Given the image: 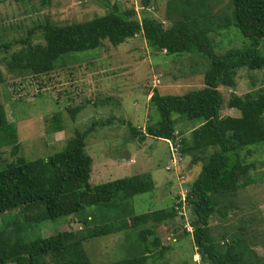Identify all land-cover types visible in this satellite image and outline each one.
<instances>
[{"label": "trees", "instance_id": "trees-1", "mask_svg": "<svg viewBox=\"0 0 264 264\" xmlns=\"http://www.w3.org/2000/svg\"><path fill=\"white\" fill-rule=\"evenodd\" d=\"M222 2L224 0H168L165 21L169 25L166 27L150 15L138 19L134 9L120 11L116 6L104 16L83 22L63 26L46 23L39 27L45 44L32 46L29 39H25L21 42L22 48L11 55L6 65L11 71L46 74L68 54L96 50L104 40L118 46L139 35L153 52L167 56L193 54L207 59L209 68L204 73L201 89L181 96H161L153 91L149 101L159 115L158 120L143 133L129 123L127 127L131 138L169 141L175 133L171 114L201 121L190 133V138L180 142L177 154L194 156L192 164L202 162L185 197L192 215L189 225L192 231L188 234L196 254L204 264H262L242 237L232 236L230 241L220 237L222 244L219 245L212 239L209 229V218L216 212L217 198L236 193L242 185L240 182L246 183L254 170V165L246 163L240 152L264 142V90L229 98L228 107L237 110L238 117H220L222 97L218 90L221 86L235 88L238 69L255 71L264 67V51L260 48L264 39V0H229L224 6L227 12L218 14L215 7ZM142 4L145 13L147 0H142ZM231 27L247 43L216 55L213 36ZM2 79L0 72V83ZM79 110L76 107L68 111L72 120ZM52 118L53 132H62L59 117ZM92 130L93 127L75 131L62 151L45 159L27 161L18 155L15 125L8 123L0 102V145L10 146L17 156L14 162L0 169V214L18 209L22 216L21 222H17L15 216L0 225V264H89L83 243L89 238L120 233L127 228L125 219L129 221L128 227L139 230L142 250L139 256L108 264H147L153 249L160 248L155 254L157 258L171 250L170 246H161L152 226L176 218L179 211L171 207L134 215L129 207L134 196L154 189L149 174L96 186L89 184L92 159L85 151V140ZM92 208L96 209L97 218H103L104 222L98 220L88 235L70 231L29 240L21 234L24 226L32 233L43 222L67 218ZM125 208L128 216L124 214ZM178 208H182L181 202ZM90 213L79 219L84 229L90 224V217L95 216Z\"/></svg>", "mask_w": 264, "mask_h": 264}, {"label": "rangeland", "instance_id": "rangeland-1", "mask_svg": "<svg viewBox=\"0 0 264 264\" xmlns=\"http://www.w3.org/2000/svg\"><path fill=\"white\" fill-rule=\"evenodd\" d=\"M166 1L147 0L148 8L144 13L142 0H0V72L3 78L0 102L8 123L15 125L18 155L27 161L45 159L62 151L75 131L93 127L85 140V151L92 159L91 186L149 174L154 189L132 198L129 206L132 213L140 215L171 207L181 213L152 226L161 246H170L171 250L157 258L155 254L160 248L153 249L147 264H204L186 229L192 220L190 210L187 204L178 208L181 195L199 174L202 162L192 164L194 156L180 155L176 168L165 169L172 149L177 156L180 142L189 139L201 121L171 114L175 133L168 143L149 137L146 141L131 138L127 124L143 133L158 120L159 115L149 101L155 90L161 96H181L201 89L209 61L193 54L167 56L153 52L139 35L118 46L104 40L96 50L68 54L46 74L11 71L6 65L11 55L22 48L21 42L25 39L28 38L32 46L45 44L39 27L46 23L63 26L83 22L104 16L116 6L120 11L134 9L138 19L150 15L166 27L169 25L165 21ZM228 2L224 0L215 11L225 14L227 8L224 6ZM213 37L216 55L247 43L233 27ZM260 48L264 51V39ZM235 81V88H218L222 97L220 117L239 116L237 110L228 107L232 95L244 97L264 90V67L255 71L238 69ZM76 107L80 110L72 120L68 111ZM55 115L60 119L62 132H53L52 117ZM240 156L246 163H252L254 170L246 183L240 182L242 185L236 193L217 198L216 212L209 218L210 235L219 245L222 244L220 237L227 241L232 236L242 237L264 264V142L245 147ZM16 158L10 146L0 145V169ZM94 210L85 209L67 218L43 222L32 233L31 229L25 230L27 226L20 231L29 240L70 231L88 235L100 220ZM124 211L128 216L127 208ZM20 212L16 209L0 214V225L15 216L17 222H21ZM89 212L90 216H95L90 217L91 222L84 229L79 219ZM224 212L226 216L222 215ZM100 221L104 222L103 218ZM125 225L127 228L120 233L89 238L83 243L89 264H108L139 256L142 250L139 230L128 227V219Z\"/></svg>", "mask_w": 264, "mask_h": 264}, {"label": "built area", "instance_id": "built-area-1", "mask_svg": "<svg viewBox=\"0 0 264 264\" xmlns=\"http://www.w3.org/2000/svg\"><path fill=\"white\" fill-rule=\"evenodd\" d=\"M165 142L166 143H168V140H165ZM178 157V158H177ZM177 159H178V161L180 160V156H175V154H174V150L172 149V154H171V156H170V161H169V163H168V165L165 167V169L168 171V170H170L171 168L173 169V168H176V165L178 164V162H177ZM187 192H188V189L187 190H185L184 191V193L181 195L182 196V198H181V200H180V202L182 203V206L183 205H185L186 206V200H185V197H186V194H187ZM180 209V208H179ZM177 210V209H176ZM178 214H181L180 212H178ZM182 216H183V214H182ZM191 228V227H190ZM190 228H189V226L187 225V231L188 232H190L191 233V231H190Z\"/></svg>", "mask_w": 264, "mask_h": 264}, {"label": "crops", "instance_id": "crops-1", "mask_svg": "<svg viewBox=\"0 0 264 264\" xmlns=\"http://www.w3.org/2000/svg\"><path fill=\"white\" fill-rule=\"evenodd\" d=\"M146 141V140H145Z\"/></svg>", "mask_w": 264, "mask_h": 264}]
</instances>
